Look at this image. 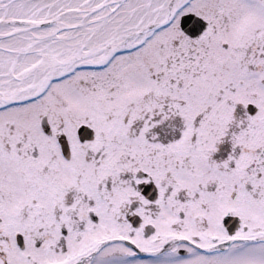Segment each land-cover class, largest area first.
Masks as SVG:
<instances>
[{
  "label": "snow or ice",
  "instance_id": "snow-or-ice-1",
  "mask_svg": "<svg viewBox=\"0 0 264 264\" xmlns=\"http://www.w3.org/2000/svg\"><path fill=\"white\" fill-rule=\"evenodd\" d=\"M0 264H264V0H0Z\"/></svg>",
  "mask_w": 264,
  "mask_h": 264
}]
</instances>
